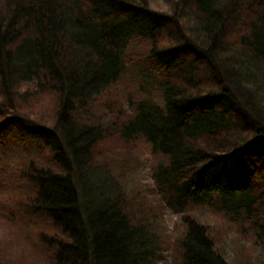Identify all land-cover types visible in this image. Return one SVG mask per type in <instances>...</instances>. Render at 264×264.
<instances>
[{
    "label": "trees",
    "instance_id": "trees-1",
    "mask_svg": "<svg viewBox=\"0 0 264 264\" xmlns=\"http://www.w3.org/2000/svg\"><path fill=\"white\" fill-rule=\"evenodd\" d=\"M157 1L0 0V264H264V0ZM135 140L182 228L87 204Z\"/></svg>",
    "mask_w": 264,
    "mask_h": 264
},
{
    "label": "rangeland",
    "instance_id": "rangeland-1",
    "mask_svg": "<svg viewBox=\"0 0 264 264\" xmlns=\"http://www.w3.org/2000/svg\"><path fill=\"white\" fill-rule=\"evenodd\" d=\"M156 4L158 6L162 5L159 0L156 2ZM168 5L169 3L166 2L163 5V8H169ZM124 90L126 91L124 86H121V92H125ZM96 111L99 116L102 113L105 114L104 110L100 109V107H98ZM138 144L139 143L136 140L130 143L131 148H137L134 151L135 154L130 153V155L124 156L119 152H115L113 153V156L104 161H101L98 166L95 165L92 167L93 174L91 175L90 180H92L93 178V181L95 182V188L93 191L94 193L90 192L89 194L88 192L86 194L87 204L89 206H96L101 201L102 195L106 196L114 193L117 194L118 191V195L120 194V197L123 199L126 198L128 204L133 202L135 203V205H138V207L134 206V208H136V211L134 212V214L136 213L135 216H142L143 218H146L148 221H150V223L153 224L151 225L152 228L154 226L156 230H161L160 227L167 228L168 226V231L171 232L173 231V227L176 225L182 228L181 223L183 222V219L181 213L170 212L169 208L164 210L163 212L160 211L161 201H159L155 197V195L157 197H161V192L154 182V172L159 162H156L154 157L148 154L146 148H139ZM23 152L24 146L21 145L19 140H8L3 145L0 144V158L16 160L24 155ZM141 206L146 207V210H140L141 208L139 207ZM195 209L199 214H202V217L204 219L207 218L206 222L212 223L216 221V218L214 216H211V212H209L205 207H196ZM149 212L151 213V215ZM154 214L157 215L156 218L154 217ZM154 228L153 230L156 233V230ZM14 234L15 231L12 234L10 232L9 236H13ZM15 235L17 236V234ZM227 235L230 236L229 234ZM18 237H20L21 239H27L26 236H24L25 238H22V236ZM230 237H232V235ZM157 238L159 239V237ZM233 239L235 238L233 237ZM228 240L230 242L231 238ZM36 244L37 245L34 244L35 247L31 245L28 246L26 244L24 247L28 246L30 252L38 251L37 241ZM246 244L242 245L246 246ZM227 247L228 249H233V244H230ZM21 252L22 250L18 251L16 249L15 254H19ZM37 253V256H39V252Z\"/></svg>",
    "mask_w": 264,
    "mask_h": 264
}]
</instances>
